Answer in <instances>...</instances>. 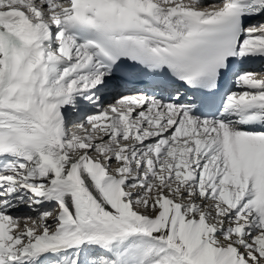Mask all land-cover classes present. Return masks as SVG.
Instances as JSON below:
<instances>
[{
	"label": "snow or ice",
	"instance_id": "snow-or-ice-1",
	"mask_svg": "<svg viewBox=\"0 0 264 264\" xmlns=\"http://www.w3.org/2000/svg\"><path fill=\"white\" fill-rule=\"evenodd\" d=\"M0 264H264V0H0Z\"/></svg>",
	"mask_w": 264,
	"mask_h": 264
},
{
	"label": "bare ground",
	"instance_id": "bare-ground-1",
	"mask_svg": "<svg viewBox=\"0 0 264 264\" xmlns=\"http://www.w3.org/2000/svg\"><path fill=\"white\" fill-rule=\"evenodd\" d=\"M251 67L259 69L261 66L260 65H252Z\"/></svg>",
	"mask_w": 264,
	"mask_h": 264
}]
</instances>
